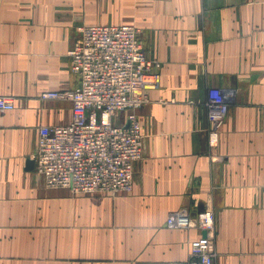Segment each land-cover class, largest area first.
Instances as JSON below:
<instances>
[{
	"label": "crops",
	"instance_id": "1",
	"mask_svg": "<svg viewBox=\"0 0 264 264\" xmlns=\"http://www.w3.org/2000/svg\"><path fill=\"white\" fill-rule=\"evenodd\" d=\"M83 25L134 26L159 65L129 193L48 188L27 165L39 129L71 121L70 102L41 95L78 87ZM212 88L229 94L215 149ZM0 96L15 104L0 111V264L193 263L206 231L166 224L184 208L213 211L214 264H264V0H0Z\"/></svg>",
	"mask_w": 264,
	"mask_h": 264
},
{
	"label": "built area",
	"instance_id": "2",
	"mask_svg": "<svg viewBox=\"0 0 264 264\" xmlns=\"http://www.w3.org/2000/svg\"><path fill=\"white\" fill-rule=\"evenodd\" d=\"M68 52L70 69L79 85L72 90L42 93L44 100L71 104V121L39 129L34 154L35 171L48 188H68L75 194L129 193L134 166L142 158V134L136 111L149 101L147 74L159 65L148 59L131 25H83ZM14 101L0 96V111H11ZM208 143L215 149L229 110V94L208 91L205 102ZM123 113L124 120L117 121ZM171 229L199 228L206 235L191 243V262L214 264L215 215L207 209L192 215L187 209L172 212Z\"/></svg>",
	"mask_w": 264,
	"mask_h": 264
},
{
	"label": "water",
	"instance_id": "3",
	"mask_svg": "<svg viewBox=\"0 0 264 264\" xmlns=\"http://www.w3.org/2000/svg\"><path fill=\"white\" fill-rule=\"evenodd\" d=\"M27 165H28V167H32L34 165V161L33 160L28 161L27 162Z\"/></svg>",
	"mask_w": 264,
	"mask_h": 264
}]
</instances>
